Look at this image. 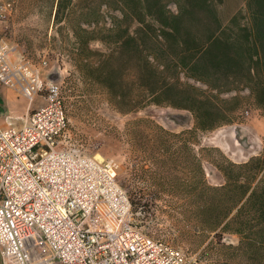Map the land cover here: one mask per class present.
Listing matches in <instances>:
<instances>
[{
    "label": "trees",
    "instance_id": "16d2710c",
    "mask_svg": "<svg viewBox=\"0 0 264 264\" xmlns=\"http://www.w3.org/2000/svg\"><path fill=\"white\" fill-rule=\"evenodd\" d=\"M75 1L57 0L54 22L74 21L79 77L98 86L122 115L157 105L188 111L193 119L178 133L132 120L124 129L129 144L142 139L146 158L156 153L153 163L161 167L178 149L185 192L196 196L204 227L237 235L245 254L264 249V153L237 164L220 152L221 160L207 158L218 149L200 148L222 175L218 187L207 184L194 154L198 133L235 122L242 101L264 115V0H243L245 11L226 21L218 10L223 0H97L82 12L73 9ZM92 42L104 51L91 50Z\"/></svg>",
    "mask_w": 264,
    "mask_h": 264
},
{
    "label": "built area",
    "instance_id": "2783aa9c",
    "mask_svg": "<svg viewBox=\"0 0 264 264\" xmlns=\"http://www.w3.org/2000/svg\"><path fill=\"white\" fill-rule=\"evenodd\" d=\"M13 2L0 4V20ZM36 62L0 36V88L29 105L22 125L0 126V260L2 264H196L194 256L133 224L116 165L71 142L60 87ZM1 117V112H0Z\"/></svg>",
    "mask_w": 264,
    "mask_h": 264
},
{
    "label": "rangeland",
    "instance_id": "374dc122",
    "mask_svg": "<svg viewBox=\"0 0 264 264\" xmlns=\"http://www.w3.org/2000/svg\"><path fill=\"white\" fill-rule=\"evenodd\" d=\"M9 1L13 2V10L6 17L0 36L5 34L11 42L24 46L36 62L45 56L48 67L44 77L60 87L71 142L87 155H99L116 165L118 183L131 202L136 203L131 206L133 224L155 239L194 256L196 264H264V249L245 254L238 248L237 235L222 232L221 228L211 232L204 227L196 196L185 192L186 170L178 149L170 156L166 167H161L153 163L159 158L156 153L152 152L154 158H146L139 145L142 139L137 140L136 145L129 144L124 131L126 123L149 119L178 133L193 126L190 113L157 105L125 115L116 112L107 104L98 86L80 78L76 72L73 54L77 46L70 29L74 21L67 16L54 22L57 0ZM74 5V10L82 12L97 7L99 2L79 0ZM218 10L223 21L237 10L245 11L243 0H223ZM89 48L104 51L99 42L90 43ZM241 96L247 97V92ZM11 98L17 115L25 114L28 101L17 93ZM240 106L237 120L232 124L198 133L194 154L202 159L205 179L210 186H221L224 181L220 172L204 159L200 148L218 149L207 154V158L221 160V153L237 164L264 153V115L248 100L242 101ZM35 107L36 104L31 105L28 111Z\"/></svg>",
    "mask_w": 264,
    "mask_h": 264
},
{
    "label": "crops",
    "instance_id": "0c3cea01",
    "mask_svg": "<svg viewBox=\"0 0 264 264\" xmlns=\"http://www.w3.org/2000/svg\"><path fill=\"white\" fill-rule=\"evenodd\" d=\"M5 1V0H0V4ZM4 22H2L0 20V29L3 27ZM45 72V71H44ZM15 92L7 89V88H0V112H1V117H0V126L1 127H6V123L4 121V117L7 115H10L12 118L11 124L15 127H20L22 125V121L20 120V118H22L25 114L19 116L17 115L15 109H13V102H12V96H14ZM17 98V97H16ZM39 98V99H38ZM44 101H43V97L42 96H38L35 99V102L32 104H36V107H39L41 105H43ZM30 106L28 104L27 110L26 112L30 109ZM32 108V109H35ZM25 112V113H26Z\"/></svg>",
    "mask_w": 264,
    "mask_h": 264
},
{
    "label": "bare ground",
    "instance_id": "6f19581e",
    "mask_svg": "<svg viewBox=\"0 0 264 264\" xmlns=\"http://www.w3.org/2000/svg\"><path fill=\"white\" fill-rule=\"evenodd\" d=\"M95 157H96L97 159L101 160V158H100V156H99V155H96Z\"/></svg>",
    "mask_w": 264,
    "mask_h": 264
}]
</instances>
